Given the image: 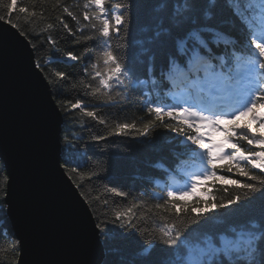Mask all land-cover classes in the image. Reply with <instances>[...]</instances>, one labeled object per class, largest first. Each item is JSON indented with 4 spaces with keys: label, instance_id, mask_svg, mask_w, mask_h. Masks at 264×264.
Returning a JSON list of instances; mask_svg holds the SVG:
<instances>
[{
    "label": "snow or ice",
    "instance_id": "snow-or-ice-1",
    "mask_svg": "<svg viewBox=\"0 0 264 264\" xmlns=\"http://www.w3.org/2000/svg\"><path fill=\"white\" fill-rule=\"evenodd\" d=\"M56 2L60 4V0ZM217 2L157 0L154 8L156 15L145 29L150 33L148 43L153 47L144 50L146 60L142 79L136 76L134 69L109 43L113 35L119 36L130 24L131 0L127 4L110 3V0H84L82 16L83 21L87 22L85 24H81L69 7H63V13L79 25L75 32L65 22L63 15L57 17L68 36L73 38V43L99 41L96 60L89 65L91 72L89 68L84 69L85 75H90L97 83L94 87L83 80L79 83L83 84L85 90L91 89V95L106 97L104 105L113 103L112 92L117 86L122 93L134 92L138 86H146L148 91L142 93L145 97L150 96L153 90H159L156 99L143 101L142 107L151 119L140 125L136 120L116 122L110 135L148 137L158 127L167 129L181 138L180 143L187 152L200 158V169L185 173L183 183L168 186L165 195L153 194L157 200H163V204L156 203L155 208L167 213H157L162 224L155 230V235L147 232L149 238L143 239L146 230L132 223L136 204L124 210L114 209L110 223L116 228H108L109 222H105L103 227L96 225L105 243L108 242L109 232L115 231L125 237L135 233L140 237L148 264H151V253L157 248L165 254L159 264H264V211L258 218H239L220 227L201 228L209 213L241 206L255 199L257 194L264 195V113L256 114L258 107L264 108V0H224L230 10L231 24L235 25L238 21L248 40L247 47L237 49V52L246 51L247 55L229 53L227 47L220 48L221 44L236 48L233 43L236 38L230 32H225L223 22L219 25L212 22L216 11L209 5ZM16 7L17 0H11V3L0 0V20L17 29L22 37L41 36V33L20 30L19 21L13 22ZM18 11L26 17L35 16L27 8H19ZM51 28L53 25L48 24L47 29ZM88 28L94 31L93 35L83 36L82 40L77 38V33L82 35L83 30ZM47 40L50 44L56 43L51 35ZM65 57L71 62L82 59L72 51L66 52ZM55 75L61 81H70L69 74L64 71H56ZM176 89L181 91L177 94ZM160 93L165 98L170 96L172 102L163 103ZM217 93L230 96L231 104L204 103L205 95L214 99ZM193 99L195 103L190 102ZM77 109L89 118L99 119L95 107L88 110V105L81 99L71 104L65 102L66 112ZM242 117L249 119L241 124L239 121ZM225 121L229 126L221 128ZM99 123L104 124L105 121L99 119ZM253 125L257 127L253 129ZM213 131L225 133V140L229 142L227 146L211 140L209 134ZM96 139L103 137L97 136ZM219 160L226 163L218 164ZM68 163L66 159L65 165ZM79 167L77 163L70 170L77 172ZM160 167L164 166L161 164ZM206 181L211 182V191ZM201 184H205L204 194L207 198L197 193ZM107 190L119 197L129 195L115 187ZM217 190L231 195L218 201L214 195ZM190 193L194 197L191 203L185 199ZM125 228H128V232L123 231ZM0 264L4 262L0 261Z\"/></svg>",
    "mask_w": 264,
    "mask_h": 264
},
{
    "label": "trees",
    "instance_id": "trees-1",
    "mask_svg": "<svg viewBox=\"0 0 264 264\" xmlns=\"http://www.w3.org/2000/svg\"><path fill=\"white\" fill-rule=\"evenodd\" d=\"M114 2L127 4L128 0H110V3ZM156 2L157 0H131L130 24L126 31L122 30L119 36L113 35L109 41L113 49L117 50L118 54L134 69L136 76L141 79L144 78L145 72L144 50L153 47L148 43L150 33L145 29L156 15L154 11ZM8 3H11V0H8ZM83 4L84 0H60L59 5L56 0H17L12 20L13 22L19 21L22 31L42 34L41 36L29 35L25 37L30 42L37 65L50 84L53 98L62 115L60 132L62 165L88 203L96 224L103 227L105 222H109L107 227L114 229L117 226L110 223L113 219L114 209L124 210L132 204H136L135 218L132 223L138 225L139 229L146 230L143 239L147 240L149 238L147 232H152L155 235V230L162 224L157 213L167 215L163 210L155 208V204H163V200H157L153 194L165 195L168 186L177 184L173 185L171 179L180 182L184 178L183 173L186 168L200 161L196 154L185 150V146L180 143L181 138L167 129L158 127L148 137L133 134H109L116 122L136 120L140 125L151 119L142 107L143 101L156 99L159 90H153L150 96L145 97L142 93L148 91L146 86H138L136 91L127 93H122V89L117 86L112 92L113 103L109 105L103 103L106 97L93 96L90 94L91 89L85 90L79 81L83 80L85 84L91 83L93 87L97 83L91 79L90 75H85L84 69L89 68L90 63L96 60L99 41L75 44L73 38L68 36L57 20L58 16L63 15L65 22L75 32L79 25L63 13V7H69L81 24H85L87 22L83 21ZM209 7L216 11L212 22L218 25L223 22L222 26L225 32H230L232 37L236 38L233 40L236 48L224 44H221L220 48L227 47L229 53L236 52L237 55H247L246 51L237 52V49L247 47L248 40L238 21L235 25L231 24L230 10L224 4V0H218L217 4H210ZM19 8H27L29 12H34L35 16L26 17L23 13H19ZM48 24H52L53 28L47 29ZM93 34L94 31L88 28L83 30L82 35L77 33V38L82 40L83 36ZM49 35L56 41L54 45L48 42ZM68 51L81 56L82 59L78 62L67 61L65 53ZM58 58L60 62H58ZM233 68H235L234 62ZM56 71L68 73L70 81L59 80L55 75ZM89 72H91L90 68ZM117 93L121 94L117 95ZM77 99H81L88 105V110H93L95 107L97 117L103 119L105 123L101 124L99 119L85 116L78 109L66 112L65 102L71 104L75 103ZM160 99L163 103L172 102L171 97L164 98L163 93H160ZM228 126L227 121L221 125L222 128ZM97 136L103 137V139H96ZM212 137L225 139V133L213 131ZM228 143L226 141V144ZM192 147L195 148V146ZM66 159L69 160L67 165H65ZM77 163L80 167L77 172H72L71 167L76 166ZM217 163H226V161H217ZM161 164L164 166L163 168L160 167ZM6 178L3 162L0 160V237H6L0 239V261H3L4 264H16L18 241L14 237L3 200ZM233 178L243 179L238 176ZM205 184L211 191V182L206 181ZM205 184L198 185L197 193L207 198L204 194ZM114 187L129 195L126 198L119 197L107 190ZM214 195L219 201L223 197L230 196L231 193L217 190ZM185 199L191 203L194 197L190 193ZM200 206L203 207V203ZM262 211H264V195L257 194L255 199L241 206L217 209L215 212L209 213L201 228L207 230L220 227L239 218H258ZM123 231L128 232V228ZM107 235V243H105L103 235H100L105 251V257L101 264H148V260L143 255L140 237L135 233L129 237L115 231L109 232ZM164 255V252L157 248L149 258L151 264H159V260Z\"/></svg>",
    "mask_w": 264,
    "mask_h": 264
},
{
    "label": "water",
    "instance_id": "water-1",
    "mask_svg": "<svg viewBox=\"0 0 264 264\" xmlns=\"http://www.w3.org/2000/svg\"><path fill=\"white\" fill-rule=\"evenodd\" d=\"M61 112L30 42L0 20V160L16 264H101L96 220L61 162Z\"/></svg>",
    "mask_w": 264,
    "mask_h": 264
},
{
    "label": "rangeland",
    "instance_id": "rangeland-1",
    "mask_svg": "<svg viewBox=\"0 0 264 264\" xmlns=\"http://www.w3.org/2000/svg\"><path fill=\"white\" fill-rule=\"evenodd\" d=\"M226 96H227V95H225V98H227V99H231L230 96H227V97H226ZM210 98H211V97H210ZM211 99H213V98H211ZM260 112L264 113V108L258 107L257 110H256V114L259 115ZM250 115H251V114H250ZM248 119H249V117H246L244 120L241 119V120L239 121V123L242 124V123H244V122H245L246 120H248ZM256 127H257L256 125H253V129H255ZM262 130H264V129H262ZM215 142H216V143H220V144H224L225 146H227V145H226V140H225V139H224V140L221 139V140H219V141H215ZM254 150H256V148H254ZM219 161H223V160H219ZM198 168L200 169L199 166H198ZM194 171H197V169L194 170ZM171 182L173 183V185L176 184V181L173 180V179H171ZM225 183H227V181H225Z\"/></svg>",
    "mask_w": 264,
    "mask_h": 264
},
{
    "label": "bare ground",
    "instance_id": "bare-ground-1",
    "mask_svg": "<svg viewBox=\"0 0 264 264\" xmlns=\"http://www.w3.org/2000/svg\"><path fill=\"white\" fill-rule=\"evenodd\" d=\"M175 91H176V92H177V94H178V93H179L181 90H179V89H176ZM221 94H222V93H217L216 95H219V96H220ZM164 98H165V97H164ZM216 98H217V97L215 96V99H216ZM260 114H262V112H260V113H259V115H260Z\"/></svg>",
    "mask_w": 264,
    "mask_h": 264
}]
</instances>
